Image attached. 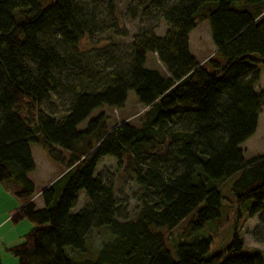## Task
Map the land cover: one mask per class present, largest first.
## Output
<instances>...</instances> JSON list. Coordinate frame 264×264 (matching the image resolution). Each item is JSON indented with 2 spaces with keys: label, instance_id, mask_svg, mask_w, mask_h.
<instances>
[{
  "label": "trees",
  "instance_id": "obj_1",
  "mask_svg": "<svg viewBox=\"0 0 264 264\" xmlns=\"http://www.w3.org/2000/svg\"><path fill=\"white\" fill-rule=\"evenodd\" d=\"M103 1L115 32V0ZM87 2L0 0V181L22 198L10 218L32 224L8 247L17 264H209L223 253L219 264H263L241 225L234 224L225 250L211 255L210 236L189 239L231 196L264 228V151L245 157L240 146L264 105V90L256 88L259 64L264 69V0H146L140 14L166 26L159 32L139 25L122 54L109 52L115 41L80 47L100 30ZM137 7L127 10L134 16ZM205 19L214 51L200 60L189 36ZM130 89L143 106L138 123L107 127L100 111L78 128L99 106H123ZM62 94L65 109L44 108ZM30 142L65 166L39 190L41 206L27 175L35 164ZM106 154L114 168L95 172ZM116 171L134 180L133 204L117 192ZM80 190L88 200L72 211ZM101 229L108 236L93 257L64 250H84ZM174 229L182 238L171 245L173 257L166 234Z\"/></svg>",
  "mask_w": 264,
  "mask_h": 264
},
{
  "label": "rangeland",
  "instance_id": "obj_2",
  "mask_svg": "<svg viewBox=\"0 0 264 264\" xmlns=\"http://www.w3.org/2000/svg\"><path fill=\"white\" fill-rule=\"evenodd\" d=\"M146 0H115V21L117 24V30L114 32L110 28L112 19L109 16L107 6L103 0H88V6L90 13H93L96 26L100 29L95 31L89 36L83 38V44L81 48H85L90 45L103 46L107 45L111 41H115V45H108L109 52L115 54H122L127 51V42L131 39L133 33L137 30L139 25H153L155 29L162 32L165 28L164 20L157 17H146L140 14V6ZM138 6L135 15H131L127 10L129 6ZM190 48L197 54L198 59L204 60L209 54L214 51V44L210 38V27L207 19L199 22L190 33ZM107 49V47H106ZM154 59V54H151ZM148 64H153L152 59H148ZM148 64H146L148 66ZM158 64V61L156 62ZM262 68V78L258 81L256 88L264 90V69L263 65L259 64ZM209 70L213 68L208 65ZM67 99L65 94H62L58 99L55 96H50L44 103V108L57 113L58 105L62 109H65ZM143 106L137 100L133 90H128L126 101L123 106L112 107L108 105H102L95 108L90 115L82 120L77 126L82 129L85 127L87 120L96 115L98 112L103 111L105 113V122L107 127L118 123L122 119H129L131 122L138 123L141 117ZM240 146L243 148V154L245 157L255 155L264 151V105L260 110L258 117V123L255 132L252 136L244 140ZM30 147L33 151L34 168L27 173L34 182L33 199L39 200V190L49 184L51 181L59 177L64 172V164L62 162H55L48 157L42 147L35 142H30ZM115 158L112 155L106 154L96 163L95 172L101 168L106 167L111 170L114 168ZM57 170H63L58 176ZM56 176V177H54ZM53 178V179H52ZM117 192L126 195V198L133 204L132 193L136 189L134 180L121 174L120 171H116L113 175ZM64 177L58 180V187L62 185ZM0 259L2 264H17V257L8 250L13 244H16L22 240V234L25 233L30 227L31 222L27 218H23L18 221H13L10 215L6 219L4 216L9 214L8 210L17 208L21 204L22 198H20L13 188L6 182L0 181ZM87 197L84 195L83 190L78 192V198L76 204L72 207V211H76L87 202ZM252 204V200L249 203ZM12 211L15 209H11ZM238 210V211H237ZM10 211V214L13 213ZM259 215L254 213L253 215H247V211L244 208H236V202L234 197H225L220 215L216 219L207 220L204 225L193 232L192 239H199L202 237H211L210 249L208 255L223 251L226 245L230 241L233 234L234 224L241 225L243 240L247 247L259 249L261 255L264 258V228L255 226L258 224ZM185 225V220L178 226ZM179 229H174L170 233L166 234L167 247L170 250L171 255L175 256V246L173 243L182 238ZM107 232L103 229L100 231H94L89 235L88 241L86 240V248L84 250L74 249L70 250L69 246H65L64 250L67 253L74 255V258H87L93 257L94 250L99 246L100 241L107 237ZM77 254V256H76ZM71 255V256H72ZM225 253L221 255L219 259H214L209 264H219L225 257ZM264 264V263H263Z\"/></svg>",
  "mask_w": 264,
  "mask_h": 264
},
{
  "label": "crops",
  "instance_id": "obj_3",
  "mask_svg": "<svg viewBox=\"0 0 264 264\" xmlns=\"http://www.w3.org/2000/svg\"><path fill=\"white\" fill-rule=\"evenodd\" d=\"M189 39H190V36H189ZM189 43H190V40H189ZM193 51V50H192ZM193 53L197 56V54L193 51ZM150 59H152V61L154 62V59H153V57H152V55L150 56ZM261 77H262V72H261ZM30 149H31V147H30ZM31 153H32V156H33V151H32V149H31ZM58 172H57V175L56 176H58L62 171L61 170H57ZM56 176H54V177H56ZM53 179V178H52ZM0 189H2L1 187H0ZM40 197V196H39ZM35 202H36V204L38 205V206H41L43 203H42V199H41V197L39 198V200H37V199H35ZM21 203H22V201H21ZM19 206V205H18ZM11 209H16V208H11ZM11 209H9L8 210V212H9V214L8 213H6V215L4 216V219H6L7 220V218L6 217H8L9 215H11L10 214V211H12ZM14 211V210H13ZM12 211V212H13Z\"/></svg>",
  "mask_w": 264,
  "mask_h": 264
}]
</instances>
